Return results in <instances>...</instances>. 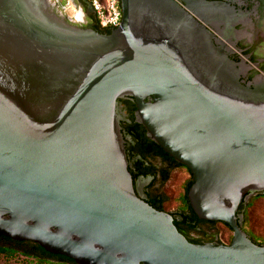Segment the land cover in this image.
Masks as SVG:
<instances>
[{
    "label": "water",
    "instance_id": "95a60500",
    "mask_svg": "<svg viewBox=\"0 0 264 264\" xmlns=\"http://www.w3.org/2000/svg\"><path fill=\"white\" fill-rule=\"evenodd\" d=\"M119 1L120 26L100 33L63 0H0V234L76 264H264L239 213L264 191V72L244 83L247 67L175 0ZM127 96L147 137L190 170L198 218L230 226L229 244L189 241L137 190Z\"/></svg>",
    "mask_w": 264,
    "mask_h": 264
},
{
    "label": "flooded vegetation",
    "instance_id": "af4514ba",
    "mask_svg": "<svg viewBox=\"0 0 264 264\" xmlns=\"http://www.w3.org/2000/svg\"><path fill=\"white\" fill-rule=\"evenodd\" d=\"M192 18L197 21L209 35L212 45L218 51L238 65L246 66L240 79L247 83L253 80L264 66V0H175ZM87 15L93 14L89 4H86ZM82 26L90 24V18L84 22H77ZM115 29V28H113ZM113 29H108L110 33ZM263 72V71H262ZM148 100V99H146ZM136 100L124 97L118 100V114L125 139V149L129 158V165L141 157L132 155L133 135L136 131L146 135L144 126L136 121ZM147 136V135H146ZM151 164L161 167L158 158L151 160ZM152 179L150 177L135 178V186L141 193L146 192ZM208 234L201 236L198 243L229 244L220 237L217 222L207 221Z\"/></svg>",
    "mask_w": 264,
    "mask_h": 264
},
{
    "label": "trees",
    "instance_id": "16d2710c",
    "mask_svg": "<svg viewBox=\"0 0 264 264\" xmlns=\"http://www.w3.org/2000/svg\"><path fill=\"white\" fill-rule=\"evenodd\" d=\"M83 28H90L100 33H108V29L101 28L96 20L95 14L90 15V24L82 26ZM260 70L264 72V66H260ZM136 131L133 135V142L136 144L132 147V155H139L141 158L133 163V167L129 165V172L131 173L133 180L139 175L142 177H151L152 180L148 185V189L145 192L146 201L155 209L166 211V204L170 198L162 190L165 184L170 180L172 174L178 170H186L189 174V179L185 183L184 193L180 198L179 206L176 211L169 212L172 214L174 224L178 231L183 234L189 241L198 243L199 238L203 235H207V229H211L214 226H207L206 220L199 219L190 206L188 200V190L194 178L190 170L177 162L169 154H167L159 145L150 140L145 134ZM158 158L162 166L158 167L151 164V160ZM129 161V158H128ZM258 198H264V191L258 192L249 198L247 201L243 200L239 206V213L243 214V230L249 235L251 240L256 244H264V242L258 241V238L246 229L248 223L249 208ZM168 212V211H166ZM224 227L225 234H230L229 239L232 238V229L229 225L220 222ZM15 255H22L32 260V264H76L74 260L63 256L54 255L47 252L44 248L39 246L35 242L31 241H15L0 234V258L7 257L12 258Z\"/></svg>",
    "mask_w": 264,
    "mask_h": 264
},
{
    "label": "rangeland",
    "instance_id": "374dc122",
    "mask_svg": "<svg viewBox=\"0 0 264 264\" xmlns=\"http://www.w3.org/2000/svg\"><path fill=\"white\" fill-rule=\"evenodd\" d=\"M76 15H78V13H76ZM75 17L77 18V22H81L82 18L80 16ZM79 17L80 19H78ZM188 179V172L184 169H180L175 171L172 174L170 180L165 184L162 190L170 198L169 202L165 206L166 211L174 212L177 210L180 198L184 193L185 183ZM248 212L249 217L248 223L246 224V229L254 234L258 238V241L264 242V198H258L254 200ZM219 229L220 237L227 242L229 240L230 234H225L224 227L221 225L219 226ZM0 264H32V260L22 255H15L12 258L1 257Z\"/></svg>",
    "mask_w": 264,
    "mask_h": 264
},
{
    "label": "built area",
    "instance_id": "2783aa9c",
    "mask_svg": "<svg viewBox=\"0 0 264 264\" xmlns=\"http://www.w3.org/2000/svg\"><path fill=\"white\" fill-rule=\"evenodd\" d=\"M89 4L95 14L98 25L103 29H113L120 26L122 21V10L119 0H84ZM54 2V0H53ZM66 4L65 13L77 19L75 15L69 14L70 7L78 10L75 0H63ZM80 16V15H79ZM80 19V17L78 18ZM81 22H83L81 20Z\"/></svg>",
    "mask_w": 264,
    "mask_h": 264
},
{
    "label": "crops",
    "instance_id": "0c3cea01",
    "mask_svg": "<svg viewBox=\"0 0 264 264\" xmlns=\"http://www.w3.org/2000/svg\"><path fill=\"white\" fill-rule=\"evenodd\" d=\"M75 3L77 4V8H78V12L80 14V17L86 21V19L90 18L87 13H86V4H88L87 2H85L84 0H75ZM81 19V20H82ZM82 20V21H83Z\"/></svg>",
    "mask_w": 264,
    "mask_h": 264
},
{
    "label": "bare ground",
    "instance_id": "6f19581e",
    "mask_svg": "<svg viewBox=\"0 0 264 264\" xmlns=\"http://www.w3.org/2000/svg\"><path fill=\"white\" fill-rule=\"evenodd\" d=\"M68 12H69L70 15H75V16H79L80 15L79 12L77 10H75L73 7H70ZM76 13H78V15H76Z\"/></svg>",
    "mask_w": 264,
    "mask_h": 264
}]
</instances>
